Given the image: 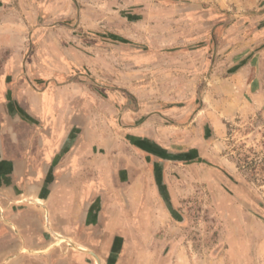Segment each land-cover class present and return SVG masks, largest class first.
I'll list each match as a JSON object with an SVG mask.
<instances>
[{"label":"rangeland","instance_id":"rangeland-1","mask_svg":"<svg viewBox=\"0 0 264 264\" xmlns=\"http://www.w3.org/2000/svg\"><path fill=\"white\" fill-rule=\"evenodd\" d=\"M7 8L37 65L34 84L59 76L91 95L98 140L146 174L154 214L141 249L127 255L132 264H264V0ZM134 139L194 156L162 163Z\"/></svg>","mask_w":264,"mask_h":264},{"label":"crops","instance_id":"crops-1","mask_svg":"<svg viewBox=\"0 0 264 264\" xmlns=\"http://www.w3.org/2000/svg\"><path fill=\"white\" fill-rule=\"evenodd\" d=\"M10 3L0 0V264H132L154 214L146 174L98 140L91 95L59 76L34 84Z\"/></svg>","mask_w":264,"mask_h":264},{"label":"water","instance_id":"water-1","mask_svg":"<svg viewBox=\"0 0 264 264\" xmlns=\"http://www.w3.org/2000/svg\"><path fill=\"white\" fill-rule=\"evenodd\" d=\"M140 142H141V145H140ZM131 143L133 145H135V147L137 149H139L142 152L146 153L150 157H153L154 159H157V160L161 161L162 163H188V162L191 161V159H193L192 156H194L192 154V152H173V151H169V150H165V149L159 148V147L155 146L154 144L149 143L148 141H146L144 139H134V140H132ZM160 169H161V167L159 165H157L155 167L154 171L158 174V173H160ZM162 199L164 200V198H162ZM166 210L168 211V213L172 214V211L168 207L167 204H166ZM65 240H67V239H65ZM70 247L75 249V250H78V249H76L75 245L74 246H70ZM78 251H82V250H78ZM84 252H86V251H84ZM86 253L89 254L88 252H86ZM89 255L93 259L96 260L97 256L95 254L94 255L96 257H94L91 254H89ZM97 260H98V258H97ZM99 263H100V261H99Z\"/></svg>","mask_w":264,"mask_h":264},{"label":"bare ground","instance_id":"bare-ground-1","mask_svg":"<svg viewBox=\"0 0 264 264\" xmlns=\"http://www.w3.org/2000/svg\"><path fill=\"white\" fill-rule=\"evenodd\" d=\"M140 145H141V142H140ZM192 160V159H191ZM56 245H57V243H56ZM79 250V249H78Z\"/></svg>","mask_w":264,"mask_h":264}]
</instances>
